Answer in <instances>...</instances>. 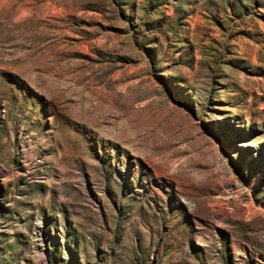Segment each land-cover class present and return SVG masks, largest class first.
<instances>
[{
	"label": "rangeland",
	"instance_id": "1",
	"mask_svg": "<svg viewBox=\"0 0 264 264\" xmlns=\"http://www.w3.org/2000/svg\"><path fill=\"white\" fill-rule=\"evenodd\" d=\"M0 264H264V0H0Z\"/></svg>",
	"mask_w": 264,
	"mask_h": 264
}]
</instances>
